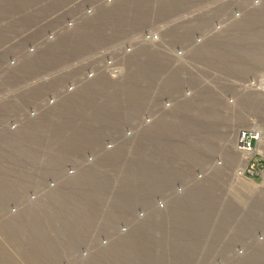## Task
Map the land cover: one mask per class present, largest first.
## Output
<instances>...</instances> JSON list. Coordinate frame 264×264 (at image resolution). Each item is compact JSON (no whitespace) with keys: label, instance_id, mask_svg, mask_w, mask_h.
<instances>
[{"label":"rangeland","instance_id":"rangeland-1","mask_svg":"<svg viewBox=\"0 0 264 264\" xmlns=\"http://www.w3.org/2000/svg\"><path fill=\"white\" fill-rule=\"evenodd\" d=\"M0 264H264V0H0Z\"/></svg>","mask_w":264,"mask_h":264},{"label":"built area","instance_id":"built-area-1","mask_svg":"<svg viewBox=\"0 0 264 264\" xmlns=\"http://www.w3.org/2000/svg\"><path fill=\"white\" fill-rule=\"evenodd\" d=\"M87 15L91 16L92 11L89 10L87 11ZM161 41L160 34L159 33H148L144 34L138 39L137 43H141L140 45H146V44H158ZM132 47V45H131ZM132 48H128L127 46L124 48V53L128 55L127 53H131ZM105 71L107 75L113 79H119L124 75V69L119 66L117 63L109 61L106 62L105 64ZM72 91L73 88H70ZM259 139V134L255 131H242L240 132L238 136V141H237V150L239 152H243L244 154L252 152L253 151V143L258 141ZM159 206H163L162 203L159 204Z\"/></svg>","mask_w":264,"mask_h":264}]
</instances>
